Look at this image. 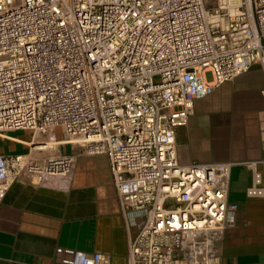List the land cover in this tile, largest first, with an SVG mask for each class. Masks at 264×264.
Masks as SVG:
<instances>
[{
    "label": "built area",
    "instance_id": "1",
    "mask_svg": "<svg viewBox=\"0 0 264 264\" xmlns=\"http://www.w3.org/2000/svg\"><path fill=\"white\" fill-rule=\"evenodd\" d=\"M253 64L264 73V0H0V136L33 137L0 154V205L17 182L66 190L80 156H103L133 231L126 264H223L234 162L180 163L175 129ZM241 164L246 196H264V160Z\"/></svg>",
    "mask_w": 264,
    "mask_h": 264
},
{
    "label": "crops",
    "instance_id": "2",
    "mask_svg": "<svg viewBox=\"0 0 264 264\" xmlns=\"http://www.w3.org/2000/svg\"><path fill=\"white\" fill-rule=\"evenodd\" d=\"M264 73L259 64L194 102L185 126L175 129L180 163L234 162L228 199L235 226L223 239V264H264V196L247 197L250 171L264 160ZM60 134H58V137ZM32 133L0 136V154H26ZM263 176L264 164L259 166ZM33 189L17 182L0 205V264H56L57 248L109 254L126 264L128 231L103 156H80L68 189Z\"/></svg>",
    "mask_w": 264,
    "mask_h": 264
},
{
    "label": "rangeland",
    "instance_id": "3",
    "mask_svg": "<svg viewBox=\"0 0 264 264\" xmlns=\"http://www.w3.org/2000/svg\"><path fill=\"white\" fill-rule=\"evenodd\" d=\"M216 0H213V3L215 2ZM206 78L207 80H210L211 79V73L210 72H207L206 73Z\"/></svg>",
    "mask_w": 264,
    "mask_h": 264
},
{
    "label": "bare ground",
    "instance_id": "4",
    "mask_svg": "<svg viewBox=\"0 0 264 264\" xmlns=\"http://www.w3.org/2000/svg\"><path fill=\"white\" fill-rule=\"evenodd\" d=\"M236 3H239L240 0H234ZM230 11H234L233 7H230Z\"/></svg>",
    "mask_w": 264,
    "mask_h": 264
}]
</instances>
